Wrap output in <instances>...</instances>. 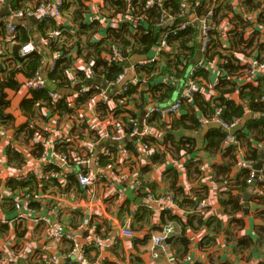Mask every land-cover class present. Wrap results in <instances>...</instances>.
<instances>
[{"label": "crops", "instance_id": "1", "mask_svg": "<svg viewBox=\"0 0 264 264\" xmlns=\"http://www.w3.org/2000/svg\"><path fill=\"white\" fill-rule=\"evenodd\" d=\"M33 1L38 0L21 3L30 4ZM112 1L114 0H106L108 4H106V10L100 11L89 0H73L71 4L64 6L60 19H52L56 26L63 27L62 29L67 32L68 38L78 37L81 39L80 54L75 47L67 52L71 59L67 73L68 81L61 87H58L53 80L47 79V72L51 71L49 64L55 58L57 61L61 56L60 53L51 51L42 37L36 33L35 25L38 21L35 18L33 20L32 17H26L16 21V24L24 22L26 25L35 27L34 39L31 41L37 45L39 51L44 53L42 60L46 62L43 63L39 72L45 82L49 80L56 85L54 91L49 90L50 93H54L53 98L55 100L62 97L70 98L77 104V108H73L74 112L71 116L60 115L51 112L43 106V101H39L37 105L42 103V106L37 111L30 116L25 114L20 108V102L23 98H28L31 95L28 93L29 90H25L24 82L28 78L22 73L16 75L20 84L19 89L6 90L9 104L4 112L9 115V120L8 122L0 120V264H45L44 262L51 256L56 257V264H77V253L70 252L68 243L63 240L54 241L50 237L47 225L43 222L34 221L37 215L44 213L46 206L55 204L59 200L61 201H59L61 204L59 211L62 213L61 222H66L76 229L84 220L90 223L97 221L100 225L102 238L113 237L114 245L95 250L90 249L87 252L88 258L95 264H169L170 258L168 256L153 255V243L151 242L152 235L160 233L159 227L164 222L174 227V232L171 234L172 240L170 243H166L167 249L173 252V255L171 243L176 236L175 234L178 233L188 238V251L186 256L180 259L181 264H264V238L261 240L258 231L259 226L264 225V219L256 217L254 205L249 201V208L245 211L242 205L241 213L238 214L241 225L236 226L234 238L249 239L255 247L252 252L250 250L237 251L232 245V240H228L229 237L226 232L230 230V216L225 212L220 201V198L226 196L227 193L221 194V192L227 191L228 188L234 189V183L237 179H242V175L240 169L237 168L225 174L216 172L225 163V158L223 152L208 153L205 149L204 137L206 133L210 129L216 128H204L207 122H203L201 129L193 131L194 150L196 151L193 159L200 161L201 173L198 176L188 173V169H192L193 172L194 168H187L191 159L185 150H180L181 153L178 156H173L169 151H165L166 145L170 147L169 142L157 147L158 152L165 151L163 161L153 163L149 162L148 154L129 148L130 157L125 163H115L112 167L113 171H101L93 187L86 189L81 188L76 179V173L81 169L80 165H76L75 162L63 165L61 161L51 157L50 154L46 156L47 158H43V139L46 140L47 144H51L53 140L60 138L62 146L70 151L73 156L77 154L80 157L82 146L93 145L94 154L98 155L101 150L107 148V151L111 150L113 154L109 156L115 158V161L119 160L120 154L114 153L117 152L115 148L111 149L112 145H117L116 141L111 139L110 144L100 146L101 142L97 143L96 139L107 132L111 134L120 133L123 137L126 134H124L123 129L115 130L114 125L110 126L108 121L100 120L95 114L96 111L91 99L87 98L77 102L78 96L75 91L79 89L80 83H76L74 80L77 73L82 74L79 76H84V69H87L91 63L85 61L86 58L84 57L86 50H93L90 44L87 47L88 41L94 43L103 40L101 45L106 48V44L112 36L110 30L112 33L119 31L120 35L130 42H133L134 38L139 37L142 33L141 30L139 32L136 30L138 26L133 27L129 22L132 19L124 20L118 27H111L108 24L111 17L126 12V8H119ZM217 1L221 0H214V2ZM13 2L14 0L10 3V8ZM227 2L231 5V10L227 11L226 15L221 18H219L220 13L217 18L220 19L216 27L220 47H228V32L236 26L241 29L243 39L252 42V45L248 47L249 49H245V52H235L240 63L246 64L253 59H264V19L261 17L264 16V0H254L255 3L250 2L248 4L245 0H227ZM256 3H260V6H255ZM136 14L130 13L134 18ZM5 19L6 16L1 17L0 22L4 23ZM75 19L81 20L85 24H95L91 27L82 28L80 25H76ZM87 32L91 34L88 37ZM2 37L1 34L0 67L4 63H8L5 62L7 59L5 50L11 47V43L8 42L5 43L6 46L2 45ZM125 48L117 47L120 50ZM168 48V53L163 52L161 54H155L153 49L148 54L149 59L147 60L142 54L129 51L127 58L115 65H119L121 70H127L126 79L137 77L138 81L143 80L140 78L142 72L137 70L143 67L144 62L153 61L157 69L169 59L165 55L173 56V48L171 46ZM117 49L104 50L101 54L103 60L106 61L104 57L106 54ZM225 52H227L226 49L223 50V53ZM196 55L195 53V57H197ZM195 57V61L199 59V56ZM221 63L222 59L217 57L206 60L202 68L203 72L201 74L198 72L199 74L196 75L200 84L198 93L208 102L215 95L213 85L219 78ZM166 77L167 75L164 76V82H167ZM76 78L78 77L76 76ZM100 79L104 80L99 77L95 81H100ZM236 81L238 84L235 92L245 84L258 85L257 80L242 75ZM177 83L178 86H182L183 79L177 80ZM231 97L236 99V93L231 94ZM175 98L176 94L173 96V99ZM83 108L88 109L85 116L80 115ZM248 113L252 112L246 110L245 115ZM180 115L179 112L175 119ZM249 119L250 117L245 121L241 119L239 121L240 127H244ZM55 122H57L56 126ZM22 127L23 130L18 132ZM27 127L34 130L28 138L23 133ZM246 127L245 129H247ZM161 136L158 138L159 141L162 140ZM33 140L35 142H32ZM130 141L132 142V139ZM228 144L230 143L223 141V145ZM233 144L239 143L233 142ZM251 145L253 149L259 150V154L261 149L264 150V141H253ZM239 150L237 156L240 159L245 152L240 147ZM90 166L94 168L93 163ZM144 166L148 170L141 172ZM174 173L177 175L175 186L180 189V194L176 195L177 201L169 204L170 209H161L156 206V209L150 211L140 206L143 204L144 198L143 195L138 196L137 188L140 178L151 184L152 190L157 194L173 193L170 185ZM226 179H230V182L227 183ZM200 188L203 190L207 202L205 210L197 213L201 215L203 223H198L197 217L192 214L195 211L194 208L192 209L191 203H179V200L184 197L192 199L200 191ZM23 193L30 195L28 203H25ZM243 193L244 191L242 195ZM165 213H171L179 220L175 223L170 222ZM208 217L219 220V229L216 233H213V228H216L218 224L215 226L211 224L209 227L204 225V221ZM122 227L132 229L133 236L124 237L120 235ZM85 231H80L81 233L77 238L81 244H84L91 235L90 228ZM211 234L214 237L213 241L206 244V240L201 246V240ZM173 258L177 262L176 257L173 256Z\"/></svg>", "mask_w": 264, "mask_h": 264}, {"label": "trees", "instance_id": "2", "mask_svg": "<svg viewBox=\"0 0 264 264\" xmlns=\"http://www.w3.org/2000/svg\"><path fill=\"white\" fill-rule=\"evenodd\" d=\"M183 0H169L167 3H164V8L169 13L173 14L175 17L170 22L163 24L160 27H156L154 22L160 15L159 9L144 10L143 5L145 0H135L134 2L138 6L141 13L145 16V19H138V32L142 31L139 37L134 38L133 42H130L128 39H125L118 32H111V39L107 42L106 48L101 45L103 40L91 43L88 41L87 47L90 44L93 48L92 51L86 50L85 61L94 62V69L96 71V76H102L106 80L114 79L118 73L121 71L119 65L108 64L102 58V53L104 50L117 49V47L124 48L129 46L130 52H136L142 54L145 59H149L148 54L153 51V46H157L159 40L161 39L163 32L164 35L167 34L171 29L180 25L183 21L182 17H178L177 13L180 11V2ZM189 3L188 14L192 15H201L207 12L205 5L211 0H187ZM246 3L254 2V0H245ZM119 8H126V5L122 0L112 1ZM42 3V0L33 1L30 4L21 3L18 0H14L11 4L13 10L35 8L37 5ZM217 5L213 8V17L212 23L215 25V29L212 30V40L211 44L208 47L207 51L202 54V59L204 63L206 60H212L217 57L222 59L221 71L219 78L216 83L213 85L215 90V95H213L210 102L206 101L202 95L196 92L191 99L186 101L182 106L180 113L181 115L178 118H173L170 121L166 122L162 119H159L156 113H152V119L154 124L152 128L155 131L161 132V141L156 139H144L145 143L151 148L148 153L149 162H158L163 161V155L165 151H169L173 156L180 155V150H185L188 155H190L191 161L188 162L187 168L189 174H196L197 176L201 173L199 166L200 161L194 160L193 157L196 154L194 150L193 131L199 130L203 126V120L208 119L211 115L215 113L216 108H221L220 117L227 123H231L237 120L238 124L232 130V133L235 136L236 141L239 143L237 145L230 143L228 145H223V141L226 138V131L222 128H213L210 129L205 137V149L208 153L213 152H223L225 158V163L221 165L216 172L219 173H229L234 168L240 169L242 179H237L234 183V189L228 188L227 191H222L226 196L221 197V206L225 212L230 216L229 219V228L226 234L229 237L228 240H232V245L235 250H250L255 247L251 244L249 239L245 238H234V233L236 231V226L241 225V220L238 219V214L242 210V192L246 190L249 179L250 167H241V161H251L252 165H255L260 157L259 150L252 148L251 142L253 141H264V121L256 118H250L246 123L247 126L240 127L239 121L244 117L245 111L249 110L255 114H264V100L261 98L264 96V80L257 79L258 85L245 84L242 85L240 90H236L237 78L240 75H243V72L246 69V65L240 63L239 59L236 57L235 52L243 51L249 49L252 45V42L245 41L242 36L241 29H238L236 26L228 32L229 40L228 47H220V42L218 40V31L216 30L217 25L220 22V19H217L219 16L218 11H221V17L226 15V10H231V5L227 0H221L216 2ZM33 5V6H31ZM260 6V3H256L255 6ZM31 6V7H30ZM135 13L134 11H132ZM264 19V16H261ZM76 20V25H80L82 28L91 27L95 23L85 24L81 20ZM36 33L42 37L45 41V44L50 47L51 51H58L60 53V58L55 61L53 69L47 72V79L53 80L58 87H61L68 81L67 73L70 67L71 59L67 52L71 48L78 49V53H81V42L80 38L72 37L68 38V34L62 26H56L54 20H48L44 22H37ZM35 27L32 25H26V23L16 24V32L14 34V39L11 41V47L8 50H5L7 64L4 63L0 67V120L8 122L9 115H7L4 110L8 106L7 93L6 90H17L19 89V82L16 79V75L22 73L28 79L31 78L39 69L43 66L44 53L41 51H33L28 55L20 56L19 50L22 44L34 39L33 32ZM4 32V23L0 22V36ZM87 37L91 34L87 32ZM197 29L194 27L187 26L185 29L177 30L175 33L169 32L168 37L166 36L169 46L173 48V56L169 57V54L165 55L168 60L163 62L157 69L155 68V63L153 62H144L143 67L139 68L137 71H141V77L143 80H139L135 84H128V90L125 93L126 98L120 103H116L117 106L114 110V113L111 115L107 114V106L104 104L97 105V111L100 114V118L109 116L110 118L116 119L117 122L121 123L119 129L128 134L130 132V124L133 118L138 119L137 116L141 109L150 108L153 105L156 107H162L167 105L171 100H173L174 94L177 92L178 83L177 80L182 78L185 68L191 63L195 57L197 50L198 40ZM62 39V40H58ZM3 44L6 42L1 41ZM10 44V43H9ZM89 49V48H88ZM226 49L227 52L223 53V50ZM261 58H259L260 60ZM237 64V65H236ZM100 68V69H99ZM138 68V67H137ZM201 69L199 73L203 71ZM198 73V74H199ZM82 75L77 73L75 76ZM166 79L169 76H172L175 79V82H164V76ZM206 76V74H205ZM30 97L23 98L20 102L21 110L27 114L32 115L37 111L41 106L37 105L39 101H43V106L51 110V112H56L58 114H67L71 116L74 112V109L66 102V98H60L55 100L50 96V91L46 87H42L37 90H29ZM236 93L237 98L233 99L231 94ZM136 95V96H135ZM88 98V95L78 96L77 102H81ZM188 102V103H187ZM187 103V104H186ZM37 105V106H36ZM202 118V119H201ZM152 124V122L150 123ZM23 127L19 129L18 132H21ZM34 130L30 127L25 128L23 131L24 135L28 138ZM167 142L170 143V147H167ZM166 145L165 151H157L159 145ZM131 150L136 151V145L134 141H128L127 145ZM239 147L244 150L245 153L240 157L237 156ZM60 151H68L64 146L60 145L57 147ZM56 149V150H57ZM57 150V151H58ZM111 160L108 157H102L100 160V166L104 167ZM114 161V159H112ZM263 166L260 168L259 177L256 181V190L250 194L249 202L254 205L255 215L258 219H264V155H263ZM149 165V164H147ZM146 165V166H147ZM148 170L145 166L142 167L141 172ZM177 180L176 173L173 174L171 179L170 187L173 189V194L176 199V195L180 194V189L175 186V181ZM141 187L138 190V196H145V188H149L154 195H157L152 190L151 184L144 182L140 178ZM230 182V179H226ZM234 190V192H233ZM143 191V192H140ZM202 199H205L203 190L200 188V191L195 194L192 199L182 198L179 200V203H191L192 209L195 208L198 202ZM145 211V210H144ZM196 212V211H195ZM193 212L197 218L198 223H203L201 215L197 214L198 212ZM146 213V212H145ZM166 218L170 222H177L179 219L172 215L171 213H165ZM97 223V221H96ZM167 223H163L159 230H162V227ZM211 224L217 227L213 228V233H216L219 229V220L213 217H208L204 221V225L209 227ZM72 227V226H71ZM74 228V227H72ZM258 231L262 238H264V225H260ZM86 234V231L84 232ZM94 233L102 238L100 233V225L96 224V229ZM171 245V249L174 251V256L179 264H181L182 258H184L188 251V238L183 235L175 234ZM213 235H208L204 237L200 245L207 240L206 244L213 241ZM260 240V241H261ZM65 243H68L70 249L72 248V242L70 240H63ZM90 249L87 250V252ZM179 260V261H178Z\"/></svg>", "mask_w": 264, "mask_h": 264}, {"label": "built area", "instance_id": "3", "mask_svg": "<svg viewBox=\"0 0 264 264\" xmlns=\"http://www.w3.org/2000/svg\"><path fill=\"white\" fill-rule=\"evenodd\" d=\"M5 0H0V9L3 6ZM21 2H28L29 0H20ZM135 0H122V2L126 5V12L118 13L115 16L111 17L108 21V24L111 27H118V25L126 19H132L129 22L133 25V27L138 26L139 22L138 19H145V16L141 13L138 6L134 2ZM169 0H145L143 9L144 10H152V9H159L160 15L154 22L156 27H160L163 24L170 22L174 19V15L169 13L164 8V3H167ZM73 0H42V3L37 5L34 9L27 8V9H20V10H13L10 8V13L6 16L4 21V32L3 37L1 38L2 41L11 43L14 39V34L16 32V21L18 19H25L26 17L35 18L38 22H44L52 19H60L62 16V9L66 4H71ZM90 3L96 5V7L100 11H105L107 7L106 0H89ZM212 2V3H211ZM208 2L205 7L207 8V12L201 15L195 14H188V8L184 1L180 2V11L177 13L178 17H182L183 21L180 25L176 26L175 28L171 29L169 32L175 33L177 30L185 29L187 26H192L197 29V40H198V49L200 51L199 59L196 60L191 65H188L182 75L183 83L181 86V92L179 93L178 97L171 100L167 105L162 107H151L148 112H146L145 117L143 119L142 128L141 130L138 129L139 120L133 118L130 124V132L126 134L124 137L120 133H105L101 136H98L96 139L97 143H100L103 139H112L117 141L118 144L116 146L112 145L111 149H116L118 153L119 160L112 161L109 155H113L111 150L107 151V148H104L100 151V154H94L93 145H84L80 149V157L76 154L73 156L70 154V151H60L57 149L61 144L60 138H57L52 141L51 144H47L46 140L43 139V158H47L48 154L51 157L56 158L57 160L61 161L63 165L71 164V162H75L76 165H80L81 169L79 172L76 173V179L81 188H92L93 185L96 183L97 177L101 171H113L112 167L115 163H125L130 157V149H128L127 142L132 139L135 142L136 150L143 154H148V145L145 143L144 139H158L160 134L158 131H155L150 124L152 119V113H159L165 117L175 118L176 115L179 113V108L181 104L185 103L198 91H200V84L198 72L204 67V59H202V54L205 53L208 47L211 44L212 40V30L215 29V25L212 23L213 17V8L216 6V2L211 0ZM107 4V5H106ZM83 6V5H82ZM85 10V7L83 6ZM134 11L136 14L135 18L130 15ZM163 35L158 42L157 46H154V53H168L169 44L167 42L166 36L168 34ZM3 46H6L2 43ZM33 51H39L37 45L33 41H28L21 45L19 53L20 56L28 55ZM130 51L129 47H126L124 50L117 49L112 53L106 54L105 60L108 64H117L120 61H123L127 58V53ZM171 51V50H170ZM169 51V52H170ZM55 59L51 60L49 64L50 70L53 69L55 65ZM46 61L43 60V63ZM246 69L243 72L242 76L246 78H250L253 80L262 79L264 80V59L255 60L247 62ZM100 69V68H99ZM84 76L76 78L74 76V80L76 83H80L79 89L77 92V96L81 95H88V99H91L93 102L94 109L96 111V116L102 121H108L109 125H114L116 129L120 128L119 122L116 119L110 118L109 116H105L100 118V114L97 111L98 104H104L107 106V114L111 115L114 113V110L118 103L122 102L123 99L126 98L125 93L128 90V84H135L138 82L137 77H132L130 79H126L127 70L122 69L118 75L112 80H106L102 76H96V71L94 69V62H91L87 69H84ZM103 78L104 82L106 83V87L102 88L96 83L97 78ZM167 82H175V79L172 76H169L166 79ZM252 81V80H251ZM25 90H37L45 87V81L41 77L39 70L29 79L24 82ZM50 96L53 97L54 93H50ZM264 100V96L261 98ZM66 102L72 107L77 108V104L74 103V100L70 98H66ZM117 103V104H116ZM221 108H216L215 113L211 115L208 119L203 120V122H218L220 123L223 129H226V138L225 141L229 143H238L235 139L232 130L238 124L237 120L227 123L221 117ZM77 116V115H76ZM125 139V140H124ZM32 142H35L34 140ZM58 151H57V150ZM102 157L110 158V162L106 164V166H100V160ZM91 163L94 164V168L90 165ZM241 167H250L249 171V179L248 184L254 179L255 172L257 170L252 165L251 161H241ZM263 164L261 165V167ZM261 169L259 170V172ZM259 177V176H258ZM65 178V176H64ZM141 181L138 180V188L141 187ZM145 196L140 206L147 210H154L156 206L160 207L161 209H170L169 204H173L175 202V196L171 192H164L154 195L149 188H145ZM256 190V185L253 189V192ZM24 195V193H23ZM29 194L24 195L25 203H28ZM35 197V196H34ZM60 201V200H59ZM57 201L55 204H51L46 206L45 211L41 215H37L35 217V222H43L47 225V230L50 234V237L54 241L60 242L61 240H70L72 242V248L70 250L71 253H77V264H95L91 261L87 256L88 249H99L100 247H110L114 245L113 237L108 236L109 238L103 239L97 236L94 231L96 229V223H90L87 220H84L76 229L72 228L66 222L63 223L60 220L61 212L59 211V204ZM61 202V201H60ZM206 200L202 199L198 202L195 211L200 213L203 212L206 208ZM49 227V228H48ZM88 228L91 229V235H89L88 239L84 244H81L77 238L80 235V231H85ZM174 232V227L171 224L164 225L162 230L157 235H152L151 242L153 243V255L154 256H168L170 258L169 264H179L173 258V252H170L167 249V245L165 242L166 237L170 236ZM120 235L124 237L133 236L132 229L129 227H122L120 230ZM45 264H56L57 259L54 256H51Z\"/></svg>", "mask_w": 264, "mask_h": 264}, {"label": "water", "instance_id": "4", "mask_svg": "<svg viewBox=\"0 0 264 264\" xmlns=\"http://www.w3.org/2000/svg\"><path fill=\"white\" fill-rule=\"evenodd\" d=\"M186 5L188 6L189 3L187 0H183ZM12 2V0H5L4 1V5L1 7L0 9V18L1 17H4V16H7L9 15L10 13V3ZM34 20V18H32ZM196 56L198 57L200 55V51L197 47V50H196ZM195 57V58H197ZM195 59H193V61L191 63H194ZM99 86H101L102 88H105L106 87V83L104 81H102L100 79L97 80L96 82ZM45 86L50 90V91H54L56 89V85L52 82V81H46L45 82ZM256 118V119H260V120H263L264 121V114L263 115H260V114H255V113H248L246 115H244V117L242 118V120H246L247 118ZM243 123V121H241ZM205 127L204 128H210V127H216V128H222L220 123L218 122H207V124L204 125ZM223 129V128H222ZM224 131H226V129H223ZM115 143L118 144V142L116 141ZM263 154H264V150L261 149L260 151V159L258 160V162L254 165V168L257 170V172H255V175H254V179L249 183V185L247 186L246 190L244 191L243 195H242V198H243V207H244V210L246 211L249 206H248V201H249V198H250V194L252 193L255 185H256V181L258 179V176H259V170L261 168V165L263 163L262 159H263ZM172 240V235L166 237L165 239V242L166 243H170Z\"/></svg>", "mask_w": 264, "mask_h": 264}, {"label": "rangeland", "instance_id": "5", "mask_svg": "<svg viewBox=\"0 0 264 264\" xmlns=\"http://www.w3.org/2000/svg\"><path fill=\"white\" fill-rule=\"evenodd\" d=\"M212 3V2H211ZM215 4H217V3H215ZM228 10H226V12H227ZM221 13V11L219 10L218 11V14H220ZM219 17V16H218ZM217 17V18H218ZM181 86L180 87H178V89H177V92L175 93L176 94V98L178 97V95H179V93L181 92ZM184 104V103H183ZM183 104H181V106L183 105ZM181 106H180V108H179V112H180V110H181ZM149 111V109L148 108H143V109H141L140 110V112H139V114H138V116H137V118H138V120H139V124H138V129L139 130H141V128H142V123H143V119H144V117H145V114H146V112H148ZM88 112V109H82L81 110V116H85L86 115V113ZM157 115H158V117H159V119H162L163 121H166V122H168V121H170L171 119H173V118H170V117H165V116H163V115H161V114H159V113H156ZM154 124V120L152 121V124L151 125H153ZM57 125V122H55V126ZM159 132V131H158ZM159 133H161V132H159ZM160 136H161V134H160ZM160 138V137H159ZM157 141H159V139H157ZM111 143V139H103L102 141H101V143H100V146H103V145H106V144H110ZM148 150H151V148L150 147H148Z\"/></svg>", "mask_w": 264, "mask_h": 264}]
</instances>
